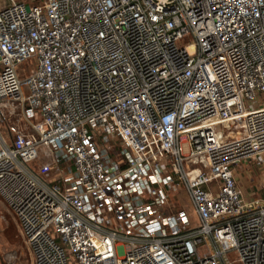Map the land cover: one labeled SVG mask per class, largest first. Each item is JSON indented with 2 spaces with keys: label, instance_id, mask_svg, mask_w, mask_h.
<instances>
[{
  "label": "built area",
  "instance_id": "1",
  "mask_svg": "<svg viewBox=\"0 0 264 264\" xmlns=\"http://www.w3.org/2000/svg\"><path fill=\"white\" fill-rule=\"evenodd\" d=\"M2 1L0 203L32 264H264L237 176L264 164V0Z\"/></svg>",
  "mask_w": 264,
  "mask_h": 264
},
{
  "label": "rangeland",
  "instance_id": "2",
  "mask_svg": "<svg viewBox=\"0 0 264 264\" xmlns=\"http://www.w3.org/2000/svg\"><path fill=\"white\" fill-rule=\"evenodd\" d=\"M2 2L0 0V4ZM16 110L18 112V109ZM15 118L17 115L12 114V119ZM184 149L185 152L188 151L187 144L184 145ZM237 176L245 197L249 201L264 204V164L249 163L237 169ZM174 198L188 212L190 225L197 226L199 219L193 212L189 196L183 190H178L174 193ZM12 258L17 261H12ZM0 264H32L31 254L21 236L16 220L2 203H0Z\"/></svg>",
  "mask_w": 264,
  "mask_h": 264
}]
</instances>
